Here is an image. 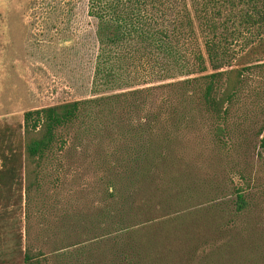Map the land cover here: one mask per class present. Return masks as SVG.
<instances>
[{
    "label": "trees",
    "instance_id": "1",
    "mask_svg": "<svg viewBox=\"0 0 264 264\" xmlns=\"http://www.w3.org/2000/svg\"><path fill=\"white\" fill-rule=\"evenodd\" d=\"M235 9L239 24L264 30V0H86L97 43L93 95L0 123V196L22 194L21 264L47 263L60 223L129 239L117 264H137L140 235L177 221L179 211L220 216L230 195L234 211L245 207L241 187L210 175L214 157L234 143L243 76L264 66L254 63L264 59L258 36L224 68L222 42L240 33L227 26ZM260 112L254 137L264 170V99ZM61 191L80 202L59 223L45 217L58 211ZM194 200L214 204L195 209Z\"/></svg>",
    "mask_w": 264,
    "mask_h": 264
},
{
    "label": "rangeland",
    "instance_id": "2",
    "mask_svg": "<svg viewBox=\"0 0 264 264\" xmlns=\"http://www.w3.org/2000/svg\"><path fill=\"white\" fill-rule=\"evenodd\" d=\"M232 13L228 29L240 33L222 42L224 68L233 65L248 42L264 36V30L255 25L239 24L234 18L236 9ZM94 29V19L86 14V0H0V123L18 125L26 110L91 97L97 51ZM261 62L264 59L254 63ZM241 94L239 116L234 117V143L214 157L210 175L241 187L245 207L234 211L230 203L234 196L230 195L225 213L220 216L204 210L194 214L179 211L177 221L140 235L142 241L134 250L137 264H264V170L254 137L262 117L264 66L244 74ZM238 171L243 178H239ZM93 192L90 202L95 206L100 199ZM75 199L61 191L58 211L46 213L45 218L62 217L59 223L63 222V217L80 202ZM213 204V200L206 201L196 204L195 209ZM60 225V229L48 233L59 237V249L47 253L46 264H117L121 246L130 242L97 238V230L70 232ZM22 250V194L13 188L0 196V264H21Z\"/></svg>",
    "mask_w": 264,
    "mask_h": 264
}]
</instances>
